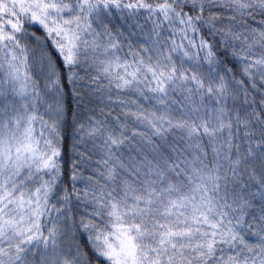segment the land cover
<instances>
[{
	"label": "snow or ice",
	"instance_id": "6c2138e0",
	"mask_svg": "<svg viewBox=\"0 0 264 264\" xmlns=\"http://www.w3.org/2000/svg\"><path fill=\"white\" fill-rule=\"evenodd\" d=\"M0 264H264V0H0Z\"/></svg>",
	"mask_w": 264,
	"mask_h": 264
}]
</instances>
